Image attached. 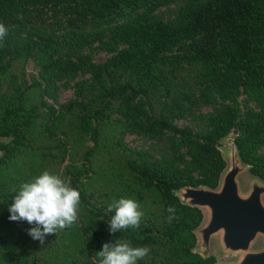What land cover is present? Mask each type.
<instances>
[{
  "label": "trees",
  "instance_id": "16d2710c",
  "mask_svg": "<svg viewBox=\"0 0 264 264\" xmlns=\"http://www.w3.org/2000/svg\"><path fill=\"white\" fill-rule=\"evenodd\" d=\"M175 1L0 0L9 29L0 41V264H55L60 237L75 250L71 264L83 255L97 264L104 243L118 240L150 249L137 264H214L193 251L202 211L173 191L217 185L226 165L217 144L236 125L243 159L264 178V0H191L178 18H155L154 9ZM50 25L64 35H50ZM91 42L112 55L95 62L83 53ZM32 57L41 58L46 83L9 86L15 66ZM82 73L89 78L76 83L75 98L59 110L47 104L59 82ZM242 95L258 102L257 113L232 104L194 113L216 97ZM188 116L204 134L174 121ZM119 130L150 144L131 149ZM51 164L80 192L79 210L97 188L104 203L41 243L28 235L33 225L9 219V206ZM120 198L136 200L144 216L138 228L113 234L108 205Z\"/></svg>",
  "mask_w": 264,
  "mask_h": 264
},
{
  "label": "water",
  "instance_id": "95a60500",
  "mask_svg": "<svg viewBox=\"0 0 264 264\" xmlns=\"http://www.w3.org/2000/svg\"><path fill=\"white\" fill-rule=\"evenodd\" d=\"M220 147L226 162L218 184L184 185L174 194L182 203L203 213L194 232L193 251L207 258L215 246L225 259L215 264H264V178L252 175L237 143V134L224 137Z\"/></svg>",
  "mask_w": 264,
  "mask_h": 264
},
{
  "label": "clouds",
  "instance_id": "9594fccd",
  "mask_svg": "<svg viewBox=\"0 0 264 264\" xmlns=\"http://www.w3.org/2000/svg\"><path fill=\"white\" fill-rule=\"evenodd\" d=\"M8 27L0 23V41L8 34ZM16 191V190H14ZM9 206L11 221H26L33 225L28 235L44 242L49 234L69 228L79 220L80 192L59 174L47 170L20 185ZM114 215L109 221V231L113 234L136 229L140 226L143 211L140 204L131 198H120L108 205ZM175 208L169 207V222L175 218ZM150 252L147 246L133 247L130 241L118 240L115 244L104 243L95 255L97 264H137L138 260Z\"/></svg>",
  "mask_w": 264,
  "mask_h": 264
},
{
  "label": "rangeland",
  "instance_id": "374dc122",
  "mask_svg": "<svg viewBox=\"0 0 264 264\" xmlns=\"http://www.w3.org/2000/svg\"><path fill=\"white\" fill-rule=\"evenodd\" d=\"M192 4L193 3L191 0H176L175 2H170V3L159 5L158 8L153 10L154 11L153 15L157 19H163V20L176 19L180 16L184 8L189 7ZM112 24L113 23L110 22L104 25L107 26V25H112ZM46 31L50 35L52 34L58 35V36L64 35V33L61 30H57L51 25L48 26ZM83 53L86 55H89L95 62H98V63H104L112 55V53L108 52L98 42H91L90 45L83 50ZM40 65H41V58L32 57L25 61H20L15 66L16 76L14 78L12 77L13 79L12 78L8 79L7 84L11 83V81H14L9 86L20 85V86L26 87L34 82L42 83L44 85L46 83L45 80L41 79L39 76ZM88 78H89V74L82 73V74H79L76 78L69 79V81L67 80V81L59 82L57 88L55 89V94L53 96L52 95L45 96V100L47 104L53 106L56 110L63 108L67 101L75 98L76 83L78 81L85 80ZM226 104L234 105L238 109L240 114L257 113L259 111V104L256 100L253 99L252 96L242 95L238 97L237 100L232 101V102L216 97L214 102H212L211 104H204L200 106V109L194 113L197 115L203 114L206 116V114L215 113L218 109H220L223 105H226ZM174 121L179 126H187L191 128L195 133H198V134H204L206 131V128L202 126L200 122H198L195 116H188L186 118L178 119ZM241 132H242V129L238 125H236L235 128L232 129V131L228 133L227 135L232 134V133H235L238 135ZM119 137L122 138L121 143L130 147L131 149L146 148L150 144L149 140L144 139L141 135L131 130H125L123 132L119 130ZM224 137L217 144V148L220 151V153H221L220 147H228V144L224 140ZM260 152L264 154V142L262 146L260 147ZM45 170L53 173V170H55V168L51 164V165H47L44 171ZM197 174L199 175V173ZM252 175H258V174H255L252 171H249L246 173L244 178L248 179ZM90 196L91 197L88 199V201L84 202V204L79 210V213H80L79 215L84 220L88 218V216L90 215V211L92 209H97V211H101V206L104 203L103 192L100 191L98 188L92 191V194ZM71 244L72 243L70 242L69 238L67 240H63L60 237L58 239V243H56L55 245L57 249L60 248L59 250H57L60 253V255L57 256L58 260H57V263L54 262L55 264H71V259H73L72 255L75 254V250L71 246ZM212 256L215 259L214 264L226 258V256H222L219 254L217 246H215ZM80 261L82 262V264H91L90 259L84 255L82 256ZM94 261L97 262V259H95Z\"/></svg>",
  "mask_w": 264,
  "mask_h": 264
}]
</instances>
